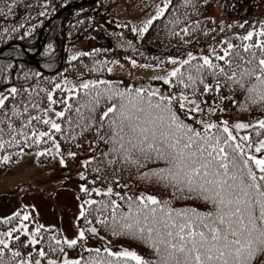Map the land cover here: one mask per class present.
I'll return each instance as SVG.
<instances>
[{
	"label": "snow or ice",
	"instance_id": "6c2138e0",
	"mask_svg": "<svg viewBox=\"0 0 264 264\" xmlns=\"http://www.w3.org/2000/svg\"><path fill=\"white\" fill-rule=\"evenodd\" d=\"M14 6L6 5L8 13L13 11ZM167 8L166 2L141 31L147 32L153 20L162 16ZM254 35V31H249L241 39L252 41ZM259 35L264 38V26H261ZM231 48L233 45L229 44L228 49ZM228 49L217 59L225 60L229 56ZM256 49L260 50L259 56ZM244 50L249 52V58L241 57L239 62L228 59L229 71L204 56L203 64L195 65L196 76L191 71L188 73L189 83L180 78L183 76L181 68L173 69L167 82L171 83L170 77H178L185 88L191 84L195 89L198 82L204 83L201 73L207 67L211 75L217 78V92L223 86L218 77L223 76L230 89L239 87L246 91V104L250 102L252 105H264V39L258 44H246ZM193 59L196 58L189 54V59L182 61L181 66L189 64ZM172 63L177 62L173 60ZM97 83L109 84L107 81L86 82L82 85L86 90L85 94L88 95L87 90L95 88ZM56 87L59 88L60 85ZM212 90L213 85L204 84L205 92ZM11 91L16 93L17 89L12 88ZM102 96L116 101L102 113L98 129H104L103 121L106 119L110 153L115 159L138 168L144 167L149 161H162L163 167L144 173V178L156 177L171 186L174 195L179 193L183 199H201L210 204L211 209L199 211L192 207L173 208L171 201H162L154 195L141 193L135 199L127 197V212L118 213L120 205L112 200L109 205H105L111 210L112 234L127 235L147 244L155 253L156 259H145L128 248L113 251L105 246L103 256L100 248H88L86 251L95 255H90L86 261L83 257L70 260L65 256L62 262L49 259L48 264H264V139L253 143L249 135L239 138L234 135L235 130L247 129L253 125L238 122L229 127L227 120L216 123L200 119L201 131L185 123L176 109L177 105L179 108H187L185 116L193 111L202 113L203 109L195 98L190 99L183 93L178 97L162 96L156 90L145 93L144 89L119 90L106 87L102 91H96L88 102L92 105L91 111H95V105ZM6 99L7 97L0 98V106L4 105ZM49 99L51 100V96ZM52 103L55 101L52 100ZM76 111L79 112L80 109ZM13 115L20 113L14 111ZM64 115V111L57 113L58 117ZM44 123H50L52 129L60 131L61 126L54 121L46 119ZM258 124L264 130V119L259 120ZM32 135L37 137L35 131ZM47 135L49 134L41 132L39 138ZM101 139L104 137L101 136ZM56 147L59 148V145ZM4 159L7 160L8 157ZM115 159L109 163H115ZM82 190L88 191L83 186ZM93 191L99 192V189ZM106 194L111 196L112 188L109 187ZM115 195L119 197V193ZM84 203L91 205L97 201L89 200ZM83 208L82 204L81 216L85 215ZM15 215L18 216L19 213ZM28 219V214H25L19 229H9L2 234L6 239H0V264H41V260L33 259L31 252L27 254V258H21V251L11 250V240L20 241V235L14 236V233L28 232L27 224L23 223ZM10 220L8 218L6 222ZM99 223L109 226L106 219H100ZM41 228L42 226H37L35 232L29 233L32 237L29 244L39 243L37 237ZM88 231L96 234L98 229L91 227ZM84 238L85 230L80 229L76 239L56 240V247L52 250L64 252L62 245L75 247ZM6 249L11 250V258L7 260L4 258ZM38 255L45 257L46 253L41 248Z\"/></svg>",
	"mask_w": 264,
	"mask_h": 264
},
{
	"label": "trees",
	"instance_id": "16d2710c",
	"mask_svg": "<svg viewBox=\"0 0 264 264\" xmlns=\"http://www.w3.org/2000/svg\"><path fill=\"white\" fill-rule=\"evenodd\" d=\"M75 1L7 0L0 3L2 8L0 11V47L18 41L23 43L29 50L34 51L37 46V35L45 22L64 5ZM194 3L197 4L195 9L189 3L181 2L174 20L175 22L181 18L190 17L189 25L192 29L206 27L200 31L201 34L197 39L190 44H177L166 41L152 44L139 42L130 32L120 31L123 30L121 28L104 27L105 15L102 14V11L95 9L93 3H85L66 10L57 20L51 23L44 34L46 45L41 54L35 59L27 57L24 49L17 45L3 51L0 54V89L12 86L17 89V92L0 108V122H27V126L30 127L22 136H10L6 139L9 145L20 148L15 153L23 147L22 142H20L21 139L37 130L40 125L39 119L31 118L41 115L44 109L41 108L42 97L32 94L22 96L21 87L33 86L41 77L46 78L60 73L67 64L69 50L82 41L88 33L94 34L98 39L99 48L94 55L99 58L107 57L106 60L117 57L123 59V55L131 54V51L136 50L134 40L138 47L153 56L183 55L189 51H196L210 43L225 41L233 45L230 57L228 56L225 62L217 63L225 71H229L228 59L239 62L241 57L249 58V52L244 50L246 44H258L261 39H264L259 35V25L264 26V0H194ZM12 4L15 5L13 11L8 13L6 5ZM217 8L221 10L224 18L234 20L233 24L228 25L222 31L214 30L212 26H215V23L211 22L209 18L212 9ZM104 28L108 35H105ZM249 31L255 32L252 41L242 40L241 38L246 36ZM110 35L112 36L110 37ZM255 51L259 56L260 50L256 49ZM74 65L81 67L82 63L77 61L74 62ZM194 70L195 62L187 64L183 70L184 78L186 73L188 74L190 71L193 73ZM202 70L210 73L208 77L204 78V83L213 85V90L206 92L208 97L220 110H223L230 120L241 122L246 120L247 116L252 119L259 112V107L261 111L264 109V105H252L250 102L246 104V91L241 90L239 87L234 90L230 89L223 76L218 77L223 86L217 92L215 90L217 78L211 75L207 67ZM200 87L203 86L199 83ZM201 93H205V91L201 90L199 94ZM226 97L228 99H225ZM25 109L27 110L25 111ZM176 109L181 119L193 126V120L189 114L185 116V111L178 106H176ZM14 111L20 113V115H13ZM104 131L108 132V123H105ZM101 136L104 139H101ZM73 145L77 148L81 147V153L78 154L79 159L85 156L91 157L92 160L89 161L87 171L91 172L96 179H103L116 189L114 195L101 197L98 204L88 209L90 211L93 208L89 214L91 217H83L81 225L87 227L90 224H95L100 233L112 242L128 245L137 249L145 259L155 260V253L147 244L127 235L112 234L110 227L111 210L110 207H105V205H109L112 200H115L120 205L117 210L118 213L127 212V197L129 196L123 192L120 184L122 181L130 180L138 187L156 194L160 200L171 201V206L177 208L178 201L181 199L179 193L174 195V189L169 192L171 186H167L163 181L157 180L156 177L144 178V173L154 168L163 167L164 163L162 161H149L144 167L138 168L124 163L121 159H115L114 155L110 153L111 143L108 141L107 136L105 137L97 130L88 129L82 137H78L73 142ZM88 146L92 147V151L89 153L86 152ZM114 159L115 163L110 164L109 161ZM116 193H119V197L115 195ZM188 200L190 199H187L186 202ZM195 206L192 208H195ZM97 209L102 212H92ZM100 219L108 220L109 226L101 225L99 223ZM90 255L94 256L95 253H85L84 260L86 261ZM101 255L103 256L104 252H101Z\"/></svg>",
	"mask_w": 264,
	"mask_h": 264
},
{
	"label": "rangeland",
	"instance_id": "374dc122",
	"mask_svg": "<svg viewBox=\"0 0 264 264\" xmlns=\"http://www.w3.org/2000/svg\"><path fill=\"white\" fill-rule=\"evenodd\" d=\"M6 1L7 0H0V3ZM103 2L105 8L110 12V15L116 22L129 23L134 26L135 30L141 31L145 27L146 22L156 16L159 9L166 3V0H102L100 3ZM1 10L2 8L0 7V11ZM216 13L219 15V11ZM223 26L224 25L221 27ZM95 46L96 43L94 39L88 42L84 40L76 45L75 49L70 52V55L77 56L81 53H87ZM224 52L225 48L217 43L200 50L198 54H191V56H197L196 59H194L195 65H197L203 63L204 56L217 58L223 56ZM188 59L189 54L184 57L173 56L170 57L168 63L164 65L139 63L133 60H131L129 65H126L120 63L117 59H114L109 66L110 70L108 69L106 73L90 76L80 75L78 77L64 76L62 80L66 84V88L71 90L82 87L84 83L89 81H121L129 87L144 89L148 92L156 90L159 92V95L174 97L179 96L180 94L176 93L172 88H163L160 84L153 83L152 81L168 83L169 75L173 69L181 68V62ZM173 60L177 63H172ZM76 70H81V67L79 65L67 67L68 72ZM195 74L197 73L194 70L192 75L194 76ZM201 74L205 77L207 74L206 70H202ZM187 76L188 74L186 73L185 79H187ZM170 79H172V77H170ZM6 96V93H0V98ZM211 106L212 104L209 103V113L212 112L209 111V109H212ZM262 111H264V109H262ZM262 111L259 107V112L257 114H260ZM57 113L58 111H56L53 106H50L46 110V117L48 119L52 117L56 118L58 117ZM102 113L103 111H99V115H102ZM217 119L221 122L224 120H230L224 117H219ZM95 120L96 117L91 119H86L85 117L81 122L74 123L71 126L72 132L68 133V137L74 133L76 126L80 123V132L97 127L98 122L95 123ZM251 120L255 121V119H251V117L247 116V119L245 120L246 122L243 123H250L253 125V127L247 129H251L257 137V134H259L261 130L259 129V126L251 123L253 122ZM228 123L230 125L231 122ZM56 145L57 143H54L51 148V162L44 164H41L40 158H46L47 153L42 152L43 155L39 157L38 155L41 153L40 150L22 152L17 156V160L11 159L13 157L11 154L9 155V158L5 160L4 157L7 156L4 155V153L0 154V218L4 217L3 221H0V228H4L5 225L8 226V222H6L8 218H11L12 220L17 217V215H15L16 213L11 211H16L15 208H18L17 206H19L26 208V210H22L19 215H22L21 219L23 220V216L28 214L29 219L23 221L24 224H27L28 229H31V226H29L30 222H34L41 226H45L46 228L58 229L64 240L76 239L80 231L79 226L77 225V219L82 210L81 205H85V201L96 200L102 193H107L109 187L112 188L113 191L112 186L101 185H95L93 187V189H99V192L93 191V189L89 192L83 191L82 186L83 188L85 187L81 181L84 176V166L87 159H83L78 164L73 162L65 164V160ZM30 149H32V147L29 148V150ZM120 187L129 196L138 197L141 193L156 196L155 194L138 187L131 181L122 182ZM201 205L197 204L199 211H208L211 209V205L206 204L203 201ZM20 223L15 229H19ZM91 227L95 226H90L89 229ZM7 231H9V229L0 231V239H6L2 234ZM32 231L33 230H28L27 233H24V236L18 242L21 243V246L23 245V256L21 258H26L27 254L31 252L32 254H35L36 260H41L42 264H48L49 259L62 262L65 256L70 260L79 259L82 253H89L86 251L88 248H100L102 251L105 246L111 248L113 251L128 248L122 244L112 243L97 231L96 234L90 232L91 237L85 238L81 241L83 247L80 246L77 251L66 252L61 257L56 251L52 250L56 247L54 242L51 247H46V256L40 257L38 255V250L34 249L35 245L28 243L32 238L29 235ZM21 246L18 247V245H15L14 247L12 246L11 249H18L20 251ZM128 249L132 250L131 248ZM7 251L11 250L6 249L5 252Z\"/></svg>",
	"mask_w": 264,
	"mask_h": 264
},
{
	"label": "water",
	"instance_id": "95a60500",
	"mask_svg": "<svg viewBox=\"0 0 264 264\" xmlns=\"http://www.w3.org/2000/svg\"><path fill=\"white\" fill-rule=\"evenodd\" d=\"M38 43H39V49H41L43 46V41L41 40V35L39 36ZM5 48H2L0 51L4 50Z\"/></svg>",
	"mask_w": 264,
	"mask_h": 264
}]
</instances>
